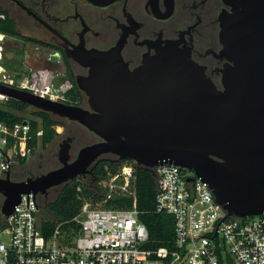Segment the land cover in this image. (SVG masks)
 <instances>
[{"label":"water","instance_id":"95a60500","mask_svg":"<svg viewBox=\"0 0 264 264\" xmlns=\"http://www.w3.org/2000/svg\"><path fill=\"white\" fill-rule=\"evenodd\" d=\"M35 20L60 36L18 0ZM106 5L108 0H88ZM232 7L220 17L223 70L218 89L205 69L176 44L131 70L120 47L110 51L65 48L69 58L89 68L77 86L88 108L55 102L0 84V94L36 110L75 122L98 141L71 154V138L59 146L61 166L13 181L0 178L2 213L10 215L24 194L47 195L78 177L93 174L105 156L133 161L150 171L159 190L157 168L171 164L195 173L209 186L226 218L264 213V0H223ZM192 180V179H189Z\"/></svg>","mask_w":264,"mask_h":264},{"label":"built area","instance_id":"2783aa9c","mask_svg":"<svg viewBox=\"0 0 264 264\" xmlns=\"http://www.w3.org/2000/svg\"><path fill=\"white\" fill-rule=\"evenodd\" d=\"M0 84L55 102L72 101L69 93L73 83L51 69L36 72L31 80L24 81L0 66ZM6 100L0 94V101ZM30 132L27 120L11 127L0 123V178H5L20 159L33 155ZM41 135L38 132L37 136ZM135 166L133 161H124L106 181L101 201L84 199L73 219L78 229L71 235L63 233L59 224L52 236L46 237L43 222L48 217H44L38 195H22L8 216L2 213L1 205L0 264H264V213L226 218L209 186L194 172L171 164L157 168L162 192L156 191V207L158 212L174 216L175 250H145L149 231L139 219L133 187ZM115 195L132 198V207L108 206Z\"/></svg>","mask_w":264,"mask_h":264},{"label":"flooded vegetation","instance_id":"af4514ba","mask_svg":"<svg viewBox=\"0 0 264 264\" xmlns=\"http://www.w3.org/2000/svg\"><path fill=\"white\" fill-rule=\"evenodd\" d=\"M18 1L47 22L70 44L67 45L60 36L35 20L13 0H0V7L8 13V19L9 7L18 8L43 28L46 34L42 42L46 45L36 47L48 54L45 59L48 67L44 68L56 70L60 67L66 77L70 68L76 84L79 77L89 75L90 69L74 58H69L66 47L88 51H110L120 47L123 61L129 69L134 70L141 67L146 58L155 56L158 50L176 44L179 49L189 52L191 59L205 69L218 89H223V70L226 65H232L221 56L223 45L220 41V17L224 12L232 11V7L227 6L223 0H108L106 5H95L88 0ZM83 98L82 105L88 108V98L84 93ZM67 121L59 128L66 135L62 143L68 138L72 139V151L75 139L69 136ZM107 157V162L116 161L115 156ZM37 166L41 167L40 161L32 168ZM26 171L31 173L30 177L45 174L24 168L20 169L19 174L23 176ZM12 174L11 171V177ZM60 189L55 187L47 195L38 196L40 199H50Z\"/></svg>","mask_w":264,"mask_h":264},{"label":"trees","instance_id":"16d2710c","mask_svg":"<svg viewBox=\"0 0 264 264\" xmlns=\"http://www.w3.org/2000/svg\"><path fill=\"white\" fill-rule=\"evenodd\" d=\"M0 14L4 16V19L0 20V34L8 37H20L12 29L8 13L1 7ZM21 39L26 43L31 42L35 46L45 44L40 40L28 39L26 37H22ZM66 75L75 86V89L69 93L72 101L67 102V104L82 106L84 100L83 93L75 83L70 68H68ZM29 108L32 107L11 99L0 101V123H5L11 127L16 123L27 120L31 125L29 146L33 149V154H35L39 145L42 148H46L61 136L56 128L64 126L65 120L36 109L33 111L32 118H28L24 116V112ZM40 131L42 135L38 137L37 134ZM26 162L27 158L20 159L18 167L24 168L23 165ZM123 163L124 161L118 163L115 161H101L90 177H78L76 180L62 186L58 194L53 198L40 199L48 216V220L43 222V231L46 237L50 238L59 224L66 235H71L73 229L77 230L78 226L73 222V219L79 214L84 199H91L96 202L101 201L105 191L103 181H107L111 176L115 175L121 169ZM19 171H12L13 181H24L31 175L30 172L26 171L22 176L19 174ZM133 187L137 196L139 219L149 231V241L144 245L145 250L158 251L166 249L169 252L174 251L175 219L171 214L157 211L156 179L154 175L150 171L135 166ZM132 204V198L126 195H115L108 202V206L114 208H130Z\"/></svg>","mask_w":264,"mask_h":264},{"label":"rangeland","instance_id":"374dc122","mask_svg":"<svg viewBox=\"0 0 264 264\" xmlns=\"http://www.w3.org/2000/svg\"><path fill=\"white\" fill-rule=\"evenodd\" d=\"M8 12L10 14L9 22L11 27L20 37H8L4 35L2 38V35L0 34V39L2 38L0 40V66H3V68L14 78L24 81L31 80L33 74L47 69L44 67H48V64L45 62L48 54L46 52L44 54L39 51L34 44L29 42L26 43L21 38L26 37L28 39L44 41L43 36H45L46 33L41 26L29 19L18 8L9 7ZM53 71L64 77L65 73L60 67L56 70L53 69ZM82 106H84V104ZM33 111H35L34 108H29L24 112V116L32 118ZM66 124L70 130L69 136H72L75 139L71 151L73 158L81 148L98 141V138L95 135L79 124L69 121H67ZM57 132L61 134V136L46 148H42V146L39 145L36 153L27 158V162L23 165L24 169L32 172L47 173L60 166L58 160L59 146L62 143V140L66 138V135H63L62 128H58ZM107 158L109 159L107 156L104 157L106 160ZM39 161L41 167L37 166L33 169L32 166ZM20 169L21 167H18L17 164L12 171H19ZM188 174L192 173L188 172ZM103 183V186H106L107 182L103 181ZM3 200V197L0 196V206L3 203ZM44 217H48L47 214H45Z\"/></svg>","mask_w":264,"mask_h":264},{"label":"crops","instance_id":"0c3cea01","mask_svg":"<svg viewBox=\"0 0 264 264\" xmlns=\"http://www.w3.org/2000/svg\"><path fill=\"white\" fill-rule=\"evenodd\" d=\"M2 39V38H1Z\"/></svg>","mask_w":264,"mask_h":264}]
</instances>
